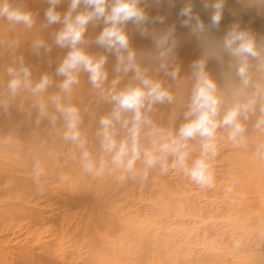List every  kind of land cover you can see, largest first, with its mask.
<instances>
[{
  "label": "rangeland",
  "instance_id": "1",
  "mask_svg": "<svg viewBox=\"0 0 264 264\" xmlns=\"http://www.w3.org/2000/svg\"><path fill=\"white\" fill-rule=\"evenodd\" d=\"M5 3L27 6L25 0H0V6ZM45 6L29 4L31 25L0 16V264H264V133L254 118L244 120L243 144L218 140L212 188L199 187L170 166L144 170L139 161L135 175L110 164L100 174L85 171L81 150L62 136L52 98L59 94L80 109L86 147L99 166L108 159L99 134V118L112 109L106 94L138 81L132 78L135 69L123 65L111 69L115 77L101 88L77 76L64 93L56 69L69 47L57 44L63 25L48 23L40 11ZM88 25L98 32L106 26L103 17ZM10 67L22 80L26 68L30 86L22 83L12 94ZM45 75L46 89L33 92ZM116 132L117 139L126 134L119 123ZM198 151L199 145L193 154Z\"/></svg>",
  "mask_w": 264,
  "mask_h": 264
},
{
  "label": "clouds",
  "instance_id": "2",
  "mask_svg": "<svg viewBox=\"0 0 264 264\" xmlns=\"http://www.w3.org/2000/svg\"><path fill=\"white\" fill-rule=\"evenodd\" d=\"M58 0H50L55 5ZM82 0H70L68 11L63 15L62 28L56 34V42L61 46L67 45L69 51L59 64L56 71L64 77L60 88L64 93H70L72 86L77 82V73L83 69L88 72L89 80L95 88H101L107 73L103 69L105 57L98 59L86 54L78 47L85 26L93 18L103 17L105 27L98 36L100 43L108 48H115L118 60L124 64V70L135 69L137 83L130 84L122 89L112 88L107 92V98L112 103L110 112L99 118V134L101 136V148L108 159H101L99 166L86 147V140L80 128V109L73 103L63 102L57 94L52 99L55 109L63 120L62 136L78 147L82 167L85 171L100 174L107 165L121 169L123 173L135 175L137 161L144 170L160 165L163 170L168 167L182 171L194 184L201 188H212L216 183L213 161L218 151V140L226 139L232 144H243L246 140V125L244 120L255 111L256 97L261 95V85L244 101H237L221 109L220 97L217 94V84L210 78L205 70L203 60L193 64V84L191 102L185 112V119L175 129H165L155 124L148 116L154 104L171 102V92L165 88L158 79L145 75L140 67L134 63L135 53L128 47V37L122 30L123 22L133 20L140 23L146 19V14L138 6V0H112L108 7L107 0H83L88 6L84 11H75ZM223 0H217L213 5L216 9L211 17L212 23L216 24L220 18V9ZM185 13L189 9L183 10ZM48 23L61 21V15L50 6L45 12ZM0 16H6L9 21L32 24V16L28 11L18 7H11L7 3L0 6ZM197 27L203 29V24L198 21ZM164 41H160L163 43ZM224 47L230 55L236 57L238 64L236 75L240 85L246 88L250 83L249 58H259L260 50L257 48L255 39L244 30L233 27L224 38ZM127 49L125 57L123 50ZM260 67L264 69V61ZM23 80L15 68L8 69L11 79L8 88L15 94L23 83L30 86L28 70L22 69ZM177 70H172L175 76ZM115 83V82H114ZM49 84L47 75L37 82L32 91L42 93ZM261 115L256 119L254 127L264 133V103L260 107ZM130 113L131 115H127ZM47 114L44 103L39 105V116ZM39 119V117H38ZM51 119L55 121L56 116ZM126 130V134L117 139L116 124ZM144 137L142 142L141 137ZM199 144V151L193 154L191 142ZM264 147V144L260 145ZM42 172L39 165H35V175L38 177ZM123 175L121 179H123ZM232 190L231 185H226L225 192Z\"/></svg>",
  "mask_w": 264,
  "mask_h": 264
},
{
  "label": "bare ground",
  "instance_id": "3",
  "mask_svg": "<svg viewBox=\"0 0 264 264\" xmlns=\"http://www.w3.org/2000/svg\"><path fill=\"white\" fill-rule=\"evenodd\" d=\"M39 2L46 5L41 7V12H46L50 6L54 7L61 15L59 24L62 25L64 10L68 11L70 5L65 0H58L54 6L50 4V0H25V10L30 12L29 4ZM111 2L112 0H107L108 7ZM216 2L217 0H138V6L144 10L146 19L140 23L129 20L121 25L130 29V33H126L128 47L135 53L134 59H140L134 63L145 75L160 80L172 94L171 102L154 104L149 111L151 120L162 128H166L164 125L167 128H177L185 119L195 82L193 64L198 60L204 61L206 72L217 84L222 110L232 103L249 98L257 90L256 86L261 85V95L256 97L255 111L248 118H254L251 122L255 123L259 117L257 114L261 113V103H264V69L260 67L261 61H264V0H223L221 18L213 24L211 17L216 11L213 7ZM87 8L88 6L79 4L74 11ZM185 8L189 9L186 13L183 11ZM198 21L203 24V29L197 27ZM233 27L247 31L255 39L261 52L259 58H249L251 79L246 88L240 85L236 75L237 58L230 55L224 47V38ZM151 30L160 32L159 36L153 35ZM100 33L101 31H95L87 23L78 47L95 59L105 57L103 69L109 80L116 75L111 69L122 67L127 60L121 63L115 48H108L100 43ZM123 52L126 57L127 49ZM174 69L177 70L176 75L172 76ZM77 76L89 79L88 72L83 69ZM132 78H135V73H132ZM197 145L196 141L191 142L193 151Z\"/></svg>",
  "mask_w": 264,
  "mask_h": 264
}]
</instances>
